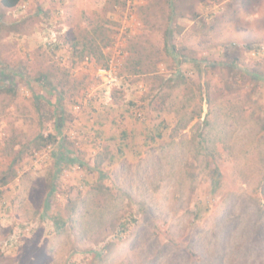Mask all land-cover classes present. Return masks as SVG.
Instances as JSON below:
<instances>
[{
    "label": "rangeland",
    "instance_id": "374dc122",
    "mask_svg": "<svg viewBox=\"0 0 264 264\" xmlns=\"http://www.w3.org/2000/svg\"><path fill=\"white\" fill-rule=\"evenodd\" d=\"M0 192V264H264V0H0Z\"/></svg>",
    "mask_w": 264,
    "mask_h": 264
},
{
    "label": "trees",
    "instance_id": "16d2710c",
    "mask_svg": "<svg viewBox=\"0 0 264 264\" xmlns=\"http://www.w3.org/2000/svg\"><path fill=\"white\" fill-rule=\"evenodd\" d=\"M19 1L20 0H2V4L5 7H7V8H11V7L16 6L19 3ZM48 140H50L51 142H55L56 141V138L53 135H49ZM122 225L124 226V224H122ZM59 227H62V226L59 225Z\"/></svg>",
    "mask_w": 264,
    "mask_h": 264
},
{
    "label": "built area",
    "instance_id": "2783aa9c",
    "mask_svg": "<svg viewBox=\"0 0 264 264\" xmlns=\"http://www.w3.org/2000/svg\"><path fill=\"white\" fill-rule=\"evenodd\" d=\"M0 200H1V202L3 203L2 206H4V205H5L6 207L8 206L7 203H6V200L3 198V195L1 194V192H0ZM5 214H6V211H1V212H0V216L5 215Z\"/></svg>",
    "mask_w": 264,
    "mask_h": 264
}]
</instances>
